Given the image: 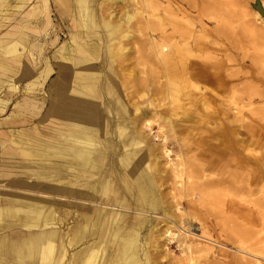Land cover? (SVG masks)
<instances>
[{"label": "bare ground", "instance_id": "obj_1", "mask_svg": "<svg viewBox=\"0 0 264 264\" xmlns=\"http://www.w3.org/2000/svg\"><path fill=\"white\" fill-rule=\"evenodd\" d=\"M21 1L23 6L29 0ZM130 1L134 3L135 0ZM172 1L178 5L169 11V15L174 16L169 31L158 32L155 36L153 32H156L157 28L150 24L149 18L141 16L138 19L140 25H146L150 29L148 36L154 57L150 61L142 55V46L139 47V58L143 59L147 66L139 72L151 70L150 75L141 81L131 75L129 66L126 74L121 73L124 67L123 63L118 65V60L124 61V56L130 57L131 50L128 53L129 49L124 43L112 37L114 28L102 17L103 9L100 11V18L97 19L94 8L96 2L94 4L91 0H73V18L69 21V30L78 54L69 60L63 56L55 58L57 76L51 82L52 87L58 90L54 103L63 119L57 126L54 143L45 149H34L32 153L42 159L50 155L54 157V172H48L46 169L39 172L53 176L55 185H36L41 189L40 192L31 189V186L30 189H25L26 193L13 201L7 197L5 205L0 204V264H153L154 261L158 263L157 258L166 250L164 243L171 242L175 237L172 235L170 239L164 238L162 234L152 236L151 231L141 233L142 225L151 217L149 208L154 211L162 210L164 222L172 224L173 218L172 220L177 222V228L182 231L180 237L177 236L179 238L177 246L183 245L188 255L178 258L176 262L171 260L168 264H201L199 259L202 257L206 259L207 264H214L215 248L212 242L220 244L218 251L226 257L230 255L223 248L226 246L224 241L213 240L205 235V228L201 230V223H198L200 234L197 236L190 225L194 223L191 221L196 219L194 212L197 211L191 209L182 213L180 209L184 203V207L189 208V203L194 201L204 206V203H208L207 199L213 198L211 192L208 194L207 192L210 189L214 192L220 191L221 186L242 197L260 193L259 197L251 201L260 222L255 225L254 220L249 223L251 229L246 230L236 223L232 225L235 232L250 237V245L245 247L227 236L226 239L232 240L236 252L239 253L237 258L233 255L231 261L227 263L264 264V183H262L264 150L256 153L251 151L249 145L256 142L254 143L247 135L246 124H243L244 129L240 130V125H235L233 120L227 119V112L223 110L224 117L217 125L216 136L203 135L209 128L204 123L207 121H202L204 129L196 131V137H187L190 132L184 135L179 133L189 130L190 125L179 122L182 119L187 120L191 115L185 112L176 115V112L173 114V111L167 108L165 109L167 113L163 115L151 111L146 105L134 101L132 93L137 94L135 90L125 92L118 85L119 81L121 83L136 81L143 84L141 95H145L144 91H147L150 96L155 95V98H159V101H169L171 98L172 102L183 97L187 100L186 103L194 107L200 103L202 107L207 108L204 99L207 101L210 98L214 99L217 96L215 90L229 92L234 82L239 80L235 72L228 70L225 60L203 55L202 52L209 49L214 42L205 40L203 35L197 33L196 28L207 11L205 7L216 10L220 4L225 5L230 0ZM7 2L8 0H0V10ZM261 2L256 0L253 7L264 15V3ZM140 3L151 5L150 0H140ZM51 6V0H40L29 15L31 18L37 17L40 15L38 10L43 9L44 12L45 8L49 10ZM258 6L262 12L257 9ZM186 8H195L194 14L192 10L187 11ZM257 12L254 16H258ZM63 13L68 17L66 9H63ZM124 14L128 20L131 19L129 12L125 11ZM177 16L183 19L190 16L195 19L196 25L180 21ZM213 17L217 22L212 30L215 36L227 39V44L231 46L242 40L244 35L240 39L234 36L236 32L230 29L227 17L217 14ZM63 18L65 19L64 16ZM258 18L262 19L259 23L255 22V25L251 23L247 33L264 45V19L257 17L253 20L258 21ZM48 22L49 18L46 16L45 23L40 28L42 31H45ZM98 28L100 32L97 31ZM52 34L57 38L56 34ZM22 35L8 45L0 39L2 52L12 53L17 57L15 55L19 50L17 46L22 43H25L27 50L29 35L27 32H23ZM102 35L107 40H98V46L93 47L96 41L92 39L95 37L100 39ZM158 36L161 39L156 38ZM31 49L30 47L28 51ZM262 49L264 50L263 46ZM34 50L40 51L37 47L32 51ZM262 60L264 63V57ZM52 70L50 64L45 62V67L41 71L42 78L47 77ZM11 74L14 81H17L27 75V72L22 70L20 73H14L8 61L1 62L2 85L15 87L10 84ZM241 77L246 78L247 75ZM243 87H248L247 82ZM207 91H210L208 96L205 95ZM246 98L250 100L249 96ZM0 103L4 104L5 101L0 100ZM151 105L154 106L153 103L149 104ZM168 105L173 107L172 103ZM180 107L182 106H174ZM174 115L178 118L173 119ZM204 115L205 120H214L217 115L219 116V112H207ZM152 122L158 123L157 131L154 133L151 132ZM194 123L190 131L193 127L198 128L200 121ZM257 145L259 148L262 147L260 142H257ZM171 155L176 158H171ZM116 158L124 167V172L121 173L123 181L121 183L119 178L117 184L112 180L114 169L110 164ZM105 163L109 166L103 171ZM114 173L116 175V172ZM169 180L172 189L170 196L167 191L160 188ZM66 189L71 190L73 200L93 205V210L88 213L77 211L74 214L78 221L70 225L68 244L78 249L72 251L69 257L63 238L59 237L60 230L54 226L55 209L52 205V198L56 196L53 192L64 196ZM128 194L136 206L133 211L137 223H129L127 219L129 214L117 211L132 210ZM181 197L186 200L180 201ZM62 201L59 199L55 202L61 204ZM228 202H232V206H226ZM228 202L222 204L220 211L224 221L248 215L236 209L233 200ZM108 208L112 210L110 214L106 212ZM178 212L180 215H188V220L185 222L177 220ZM47 225L50 226L49 229H42ZM19 226H24L30 231L33 228L39 229L23 234ZM256 226L259 228L256 229ZM170 228V225H166V230ZM87 237L91 238V242L84 244ZM160 237L163 239L160 240ZM195 237L206 240H195ZM97 251L100 261L97 260Z\"/></svg>", "mask_w": 264, "mask_h": 264}, {"label": "rangeland", "instance_id": "obj_2", "mask_svg": "<svg viewBox=\"0 0 264 264\" xmlns=\"http://www.w3.org/2000/svg\"><path fill=\"white\" fill-rule=\"evenodd\" d=\"M60 1H65L68 5L71 4V11H73V0ZM91 1L94 4L96 2L94 8L97 13V19L100 18L99 14L101 9H103L101 12L102 17L106 18L114 28V34L112 37L117 41L123 42L125 47L129 49L128 53H130L131 50L130 57L124 56V61L118 60V65L123 63L124 67L121 73L126 74L127 67L129 66L131 75L133 74V76H136V78L141 81L144 80L150 75L149 73H151V70L139 72V70L147 68L144 64V60L139 58V47L142 46V55L146 56L150 61H152L154 57L152 53V45L149 43L148 33H150V29L146 25H140L138 19L141 16L148 17L150 24H153V26L157 28V31L153 32L154 35L157 36L158 32L160 33L161 31H167L170 29L172 17L174 16L169 15V11L175 8L178 4L172 0H150L151 5L148 6L143 5V3L141 4L140 0H135L134 3L130 0H118L117 2H114L113 0ZM255 1L256 0H230L225 3V5L220 4L216 10L215 8L210 10L211 7H205L207 11L202 17V22L197 23V33L203 35L205 40L214 42L209 49L202 52L203 55H211L218 59L225 60L229 67L228 70L235 72L239 78L238 81L234 82V85L230 88L231 90L229 92L222 89L215 90L217 96H215L214 99L210 98L209 101L204 99L207 108L205 106L202 107L200 103L196 104L194 107V105L186 103L187 100L183 97H179L173 102L172 99L169 98V101L165 100L167 101L165 102L164 100L159 101V98H155V95L150 96L147 91H144L145 95H141L140 90L143 84L137 83L136 81L129 83H121V81H119L118 85L121 86L122 91L125 92L135 90L137 94L134 92L132 93L134 101L146 105L151 111L160 112L162 115L167 113L165 111L166 108L172 110L173 114L176 112V115L185 112L189 116L191 115V117H188L187 120L182 119L179 123L185 122L189 124L190 127L192 124H195V121H200L198 128L193 127L190 131L189 127V130L179 133L184 135L186 132H190L187 137H196V131L204 129L202 121H207L204 123L209 128V131L203 132V135L211 136V134H213V136H216L218 129L217 125L223 120L224 116L222 115V112L225 110L227 112L226 118L233 120L235 125H240V130H243L244 128L242 125L246 124L247 135L254 141V143L256 142L255 144L249 145L251 151L256 153L260 152V150H264V63L262 60L264 57L262 46L264 48V45L262 42L257 41L247 33L248 26L251 23L255 25V22L259 23L260 19H262L258 18L257 21L253 20V18L257 19V17H263L264 19V15H261L256 9H254L253 3ZM258 1L264 3V0ZM38 2H40V0H29L25 5L21 6V0H8L7 4L2 10H0V39H4L3 43L5 45L11 44L17 40L18 34L22 35L23 32H29L26 24L28 18H30L28 13L36 4H38ZM51 4L52 12L50 11V16L48 13L49 23L47 29L44 32L42 31V35L40 34L41 32L31 33L33 38L30 40L28 39L26 43L27 48H30V46L37 47L40 51L34 50L32 51V56H30L28 50L25 49V43H22L17 46L19 50L18 53L15 54L17 57H14V54L12 55V53H3L0 47V63L8 61L11 68L16 73H19L20 66H24L23 68H25L28 73L17 81H14V76L10 75L12 78L10 84L15 86L13 88L9 87V85H2L0 82V100L5 101L4 104L0 103V204L3 206L6 203L5 199L7 197L11 198L13 201V199L19 197V195L21 196L26 193L25 189L28 190L31 186V189L40 192L41 189H39L38 186L36 187V185H55V178H53V176H50L48 173L42 174L39 172L43 169H46L48 172H54V157L50 155L45 156V159H42L38 158L36 155H32V153L34 149H45L54 143L50 138L57 132V122L55 123L54 120L47 119L46 116L38 118H35L34 115L30 116L33 110L27 108V104L25 103L28 98L42 99V90L47 78H42L43 73H41V71L45 67V62L54 64L55 58L60 56L59 53L61 48L59 45L63 42V38L60 40L58 39L57 41L53 40V34L51 35V31L53 30L52 33L54 34L59 33L60 36L66 34L65 24H63L60 17L55 14L56 10L53 8L54 5L57 6V3L54 2V0H51ZM17 6L21 8H18ZM182 9L184 10V8ZM186 9L187 11L192 10V14H194L193 10L195 8ZM125 11L130 13V20L125 17ZM214 12L217 15L227 17L230 29L232 31L235 30L236 32V35H234L236 38L240 39V37L244 35L239 43L236 41L234 46L228 45L227 39L217 37L213 34V27L217 23L216 19L213 17L215 16ZM256 12L258 13V16H254V13ZM44 15L40 16L39 23H34L35 26H41V24L44 23L41 21V19L45 17ZM177 18L180 19V21H187L191 25H196L195 19L190 16H186L184 19L180 16H177ZM218 19H220L219 16ZM97 31L100 32V28H98ZM156 38L161 39L159 36ZM103 39L107 40L103 35L100 39L97 37L93 38L92 41L97 42L93 43V47H97L99 44L98 40L103 41ZM97 51L99 52V50ZM49 55L51 57L55 56V58L51 60ZM226 58H229V60ZM244 74L247 75L246 78L241 77ZM0 79H3L1 75ZM246 82L248 86L247 88L243 87ZM208 92L210 93V91H207L205 94L206 96H208ZM246 96H249V101ZM153 99L155 101H153ZM150 103H153L154 106H149ZM169 103H172L173 107H170L169 105L167 106ZM174 106L182 107L174 108ZM143 109L147 110V108ZM214 111H218L219 116L217 115L214 120H205L204 114ZM157 114L159 115V113ZM176 115H174L175 118L173 117V119H176ZM152 123L153 127L151 132L154 133L157 131L158 123ZM47 138L49 140H46ZM257 142L262 144L261 148L258 147ZM30 149H32L31 152ZM171 158L174 159L176 157L171 155ZM110 164L112 165L114 172H116V175L114 172L112 174L113 182L117 184L118 179L120 178L121 180H119L122 183L123 179L121 178V173L124 172V167L120 164L117 158ZM108 166L109 165L105 163L103 171L107 170ZM262 180V183H264V178H262ZM160 188L167 191L168 196L171 195L172 189L170 180L167 183H164ZM253 189L256 190L254 186ZM81 190L82 189H79V191ZM209 192H211L213 198L207 199L208 203L203 202L205 204L204 206L200 205L199 202L194 201V203H189L190 206L188 208L184 207V203L182 205L183 208L180 209V211H183L182 213H185L186 210L191 211V209L197 211L194 212L196 219L191 221L194 223L190 224L192 231L197 233L198 236V234H200L198 223H201L202 225H200V227L201 230L203 227L205 228V235L213 240L220 239L221 242L224 241L226 246L223 248L227 250L230 255L226 257L225 254L218 251L220 244L212 242L215 248V252H213V255L215 256L214 264H229L227 261H231L233 255L237 258L239 253L236 252L232 240L226 239V237L230 236L233 240L239 241L245 247L250 245V237L235 232L232 225L236 223V225L246 230V228L250 227L249 223L254 220L255 225L260 222L258 214H256V208L251 205V201L253 202V200L259 197L260 193L257 192L242 197V195L237 196L233 194L232 191H228V189L223 186H221L220 191L214 192L210 189L207 194ZM53 194L56 195L52 198V205L55 209L53 217V221L55 222L54 226L58 227L60 230L59 237L61 236L63 238V244L68 251L69 257L72 251L78 249L76 246H70L68 244L70 225H72V223H77L78 221V219L74 217V214L77 211L88 213L93 210V205L86 204L89 202L83 203L82 201L73 200L71 190L68 189H66L64 196H59L56 192H53ZM127 198L131 203L132 210L119 209L117 211L120 213H128L129 216L127 219L129 223H137L133 211L136 206L130 200L132 198L129 194ZM169 198L172 201V198ZM59 199L63 200L61 204L55 202ZM185 200L186 198L183 197L180 199L182 202ZM229 200H233V205L236 209H239L242 213L245 212L248 215L232 217L228 221L227 219L224 221L220 216L223 215L220 211L222 204ZM77 204L78 206H76ZM229 205L232 206V202L226 204V206ZM109 209L110 208L106 211L107 214L112 212V210ZM249 209H252L253 211L251 210V212H248L247 210ZM148 210L150 211L151 217L149 221L142 225V228L140 229L141 233L146 234L151 231L152 236L162 234L164 238L170 239L172 235L175 237L171 242H167V244L164 243L166 250H164L163 254H160L161 256L157 258L158 263L168 264L171 260L176 262L178 258H184L188 255V251L183 245L180 247L177 246V241L179 240L178 237H180V233L182 232L178 229L179 227L177 228V222L175 223L172 220L173 218H171L172 224L168 221L164 222L162 218V210L154 211L150 208ZM20 211H22V209H20ZM154 214H158V216H155ZM177 216V220L184 222L189 218L188 215H180L179 212ZM166 225H170L171 228L166 230ZM19 227L23 234H28L29 232H33V230L35 231L39 229L33 228L32 231H30L24 226ZM49 227L50 226L47 225L42 227V229L47 230ZM257 228H259V226H256V229ZM159 239L162 240L163 238L160 237ZM194 239L206 240L204 238L198 239V237H195ZM89 242H91V238L87 237L83 243L87 244ZM109 251L110 250H108V252ZM165 254L167 256H165ZM97 260L100 261L99 251H97ZM199 260L201 264H207L205 258L202 257ZM158 263L156 261L153 262V264Z\"/></svg>", "mask_w": 264, "mask_h": 264}, {"label": "crops", "instance_id": "obj_3", "mask_svg": "<svg viewBox=\"0 0 264 264\" xmlns=\"http://www.w3.org/2000/svg\"><path fill=\"white\" fill-rule=\"evenodd\" d=\"M54 2L57 3V6L54 5V9L56 10V13L59 17H60V20L62 21L63 24H65V27H66V34L65 35H62L60 36V34H56L57 35V38H54L53 36V40L57 41L58 39L60 40L61 38H63V42L61 43V45H59V47L61 48L60 49V56H63L64 59L66 60H69L70 58L76 56L78 53H77V47L75 46V44L72 42V33L71 31L69 30V27H70V20H72L73 18V11H71V4H67L65 1H60L58 0ZM60 4V5H59ZM18 8H21L19 6H17ZM52 7V6H51ZM33 9V8H32ZM31 9V10H32ZM42 9V8H41ZM63 9H66V12H67V15L68 17L63 13ZM40 12V15L37 16V17H34V18H31V16L29 15L30 14V11L28 13V16L30 18H28V21L26 22L27 24V30H29L28 35H29V40L33 38V36H31V33L33 32H38L40 33L41 35L43 34L42 33V30L40 29L43 24L45 23V17L48 16V13H49V16H50V11L52 12V8H49V10H47L46 8L44 9V12L43 9L42 11L41 10H38ZM45 13V15H44ZM41 15H44L45 17L41 19L42 22H44L43 24H41V26H35L34 23H39V20H40V16ZM63 16L65 17V19L63 18ZM70 16V17H69ZM49 18V17H48ZM70 18V19H69ZM32 21V23H31ZM49 23V22H48ZM53 26V25H52ZM37 27V28H36ZM48 27V25H47ZM47 27H45V30L47 29ZM56 30V29H55ZM54 30V31H55ZM44 32V30H43ZM53 32V30L51 31V33ZM57 32V30H56ZM25 33V32H24ZM71 33V34H70ZM23 34V33H22ZM19 35L21 34H18L17 35V38L19 37ZM23 36V35H22ZM4 40V39H2ZM16 41V40H15ZM31 47V46H30ZM32 49L30 51H28L29 55L32 56V50L34 47H31ZM88 49L90 50L89 46H88ZM29 50V48L27 49ZM56 54V53H55ZM54 54V55H55ZM97 54V53H96ZM59 56L56 57V59H58ZM49 58L51 60H53L54 57H51L49 55ZM63 60V59H62ZM50 64V67L53 69L49 75H47V77H45V84L43 86V90H42V99H38V98H33V99H30L28 98L27 99V102H25L27 104V108H30L33 110V112L30 114V116H33L35 118H38V117H44L46 116L47 119H52L55 121V123L57 122V126H59V122L61 123L62 122V116L60 115V112H58L56 106H55V101H56V93L58 92V90L52 85H51V82L52 80L54 79L55 76H57V73H56V65L55 63L54 64ZM24 67V66H23ZM22 66H20V70H19V73L22 71V70H25V68H23ZM13 70V69H12ZM70 70V69H69ZM27 72V71H26ZM16 73V72H14ZM28 74V73H27ZM13 75V74H11ZM26 76V75H25ZM30 99V100H29ZM52 122V121H51ZM56 135V134H55ZM55 135L52 137L51 136V141H55ZM46 140H49L48 138Z\"/></svg>", "mask_w": 264, "mask_h": 264}, {"label": "water", "instance_id": "obj_4", "mask_svg": "<svg viewBox=\"0 0 264 264\" xmlns=\"http://www.w3.org/2000/svg\"><path fill=\"white\" fill-rule=\"evenodd\" d=\"M257 9L260 11V12H262V10H261V7L260 6H258L257 7ZM262 14V13H261Z\"/></svg>", "mask_w": 264, "mask_h": 264}]
</instances>
